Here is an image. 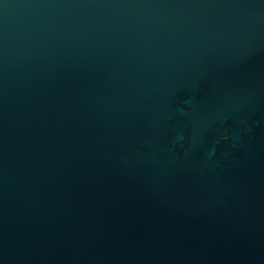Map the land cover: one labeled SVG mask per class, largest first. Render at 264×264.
<instances>
[{"label":"water","instance_id":"95a60500","mask_svg":"<svg viewBox=\"0 0 264 264\" xmlns=\"http://www.w3.org/2000/svg\"><path fill=\"white\" fill-rule=\"evenodd\" d=\"M0 264H264V0H0Z\"/></svg>","mask_w":264,"mask_h":264}]
</instances>
